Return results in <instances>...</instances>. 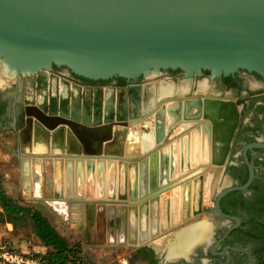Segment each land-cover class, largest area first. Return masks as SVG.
Listing matches in <instances>:
<instances>
[{
  "label": "water",
  "instance_id": "obj_1",
  "mask_svg": "<svg viewBox=\"0 0 264 264\" xmlns=\"http://www.w3.org/2000/svg\"><path fill=\"white\" fill-rule=\"evenodd\" d=\"M53 67L68 77L143 80L145 87L168 71L190 84L203 72L215 78L245 71L264 79V0H0V73L17 83ZM32 109L26 116L46 130L65 125L78 140L89 138L81 128L99 130L92 147L112 139L107 119L100 128ZM213 124L214 131L224 125ZM89 151L83 153L94 154Z\"/></svg>",
  "mask_w": 264,
  "mask_h": 264
},
{
  "label": "flooded vegetation",
  "instance_id": "obj_2",
  "mask_svg": "<svg viewBox=\"0 0 264 264\" xmlns=\"http://www.w3.org/2000/svg\"><path fill=\"white\" fill-rule=\"evenodd\" d=\"M161 76L164 77L156 80L168 79L167 81L174 84L176 80L177 85L183 80H188L178 71H168ZM192 79L193 83L187 90H180L178 94H174L176 98L162 97L160 101L172 99L170 103H176L177 106L197 103V109L189 113V116L186 115L185 118L191 120L183 127L184 129L180 128V120L174 122V126L180 128L179 133L174 136L180 134L181 137L182 133L188 134L192 130H197L199 126L204 128L211 126V136L205 144V149L212 154H219L214 156L211 163L209 162L210 167L215 171V178L211 185L203 187L201 185L198 196L203 190L205 195H201L195 216L196 223L203 222L209 225L206 239L198 241L185 257L159 258L154 248L147 245L136 249L134 260H141L144 264H264V79L245 71L215 78L203 72ZM199 80L205 81L203 89L197 87ZM139 86V81L132 82L120 78L89 81L76 76L68 77L63 68L59 67L22 77L11 86L0 87V133L15 134L18 154L22 152L17 139L18 132L28 125L33 132L42 135L43 142L38 145L32 144L27 133L24 137L26 145L41 147L49 152L50 150L71 151V149L93 150L94 146L92 147L91 144L93 142L87 138L82 137L78 140L68 135L66 132L68 127L65 125L59 126L60 129L57 131L44 129L35 118L26 116V109L29 111H32V108L40 109L52 119L57 116L65 119H70L72 116L85 118L92 122L96 121L98 123L96 127L100 128L106 125V119L109 123H113L112 128L115 125L124 129L130 128L138 123H146L150 115L131 125L126 122L128 119L130 123L143 117L144 111L149 110L154 100L153 88L141 87V92L138 94ZM76 89L78 92L74 94L73 90ZM38 96L41 100L37 99ZM127 98L134 100L132 115L129 112ZM143 103H146V106ZM200 105L202 111L207 107L213 109L214 114L207 119L202 112L199 116ZM219 114H224L226 118H221ZM113 117L119 120L114 121ZM30 119L33 122L32 126ZM216 121L224 125H216L214 131L213 122ZM115 122H125L126 125L114 124ZM80 130L86 134L90 132L85 128ZM126 131L128 132L123 130ZM172 133L174 132L169 129L160 146H151L152 151L155 150L156 153L162 148L167 136ZM59 135L58 149L54 146V138ZM71 139L76 142H70ZM188 142L186 152H191L193 151L191 142L190 140ZM112 147L113 145L107 146L109 150ZM94 148H98V144ZM222 157L223 162L219 163ZM250 170L252 177L249 180ZM204 197L207 199L206 202H203ZM184 199L188 197H184L180 205ZM181 207L183 210L182 205ZM194 207L195 204L192 203V206L183 212L186 214Z\"/></svg>",
  "mask_w": 264,
  "mask_h": 264
},
{
  "label": "bare ground",
  "instance_id": "obj_3",
  "mask_svg": "<svg viewBox=\"0 0 264 264\" xmlns=\"http://www.w3.org/2000/svg\"><path fill=\"white\" fill-rule=\"evenodd\" d=\"M154 79H155V77L152 78L151 80H149V83L146 87V88H148V87L153 88V90L155 91V98H154V101L152 102V104L150 105L149 110L144 111L143 117H139L138 119L133 120V121H131V123H129L130 125L137 123L141 120H144L145 117L150 115V118H148V120L145 123V125L147 126V131L143 132V133L138 132V129L136 128V125L140 124V123H138V124H135V128L137 130H134V132H132V131H130L129 133L127 131L124 132L126 137H128L126 139L133 138L132 140H134V142H132V148H135L138 151L140 150L141 152H144V154L152 152L153 149H151V146L152 147L153 146L155 147L157 145L160 146V144L163 141L164 136L167 135L169 129H171L172 132H175L176 134L179 133L180 128L182 129L189 122V120H191V118H185L186 115L189 116L190 115L189 113H192L197 109V103L196 102H195V104L194 103H188L185 106H177V105H175L176 103H173V102L170 103V101H173L172 99H168V100L164 99V100L160 101V98H162V97L176 98V96L174 97V94H178L180 92V90L185 91L189 88V86H190L189 80H186V81L183 80L177 85V84H174L170 81H167L168 79H166V81H164V80H158L157 81ZM0 81H2V80L0 79ZM204 84H205L204 80H199L197 82V87L199 89H203ZM174 86H177V88H175ZM133 101L134 100L130 99L129 105H128L129 109H130L129 112L131 115L134 114V112L131 110L133 108V105H134ZM143 104H144V106H146V103H143ZM206 105H207V103L205 104V106ZM198 109H199V112H198L199 116L201 114L200 112H202L205 119L209 118L210 116H212L214 114L213 109L210 110L207 107H204V111H202L201 105L198 106ZM208 110H210V111H208ZM178 120H180V128L177 126H174V122L178 121ZM30 122H31V126H32V124H33L32 119H30ZM30 128H31L30 125H28L27 129L23 133V139H24L25 135H27V133H28L29 134L28 138L30 139L32 144L38 145V144L42 143L43 142L42 141L43 140L42 135L39 133L33 132ZM196 129L197 130L190 131L188 134L182 133V136L180 138H177V141L175 140L176 142L170 143V145L167 147V148H169V150L171 149V152H173L171 154V157H172V155L175 156V159H173V160H175L174 163H176V164L173 166H170V167L166 166L167 167L166 171L168 172V170H170L169 171L170 175L172 173V175H171L172 181L170 183L166 184L165 186L163 184H162V186L159 185L162 183L161 178L164 177L163 175H165L164 173L166 172L165 170H162V168H164V165H165V159H163L160 155V152H162V151L159 150V154H158V151L156 152L158 154L157 165L153 166V164H155L156 158H155V156L153 157L152 155L144 157V159L142 161L143 163L139 162L138 165L137 164L135 165L134 160H132V158H130V157H127V156L122 157L119 154H118L119 156H117L114 153H112V154L108 153L111 150H109V148H107V146L109 144V142H107V141H104V142L102 141L101 143H98V148H97L98 151L96 149H93L94 155H92V159H90V160L94 161L95 159H97L96 162L94 161L96 169H99L100 163L103 164V167H105V165H106V166H109V168L111 165L115 166L116 163H118V162H119L118 167H120L123 163V166H125L124 167L125 168L124 175H119L118 184L120 183L119 185H123V187L128 189V190L130 189L129 191L131 193L133 190V192L135 193L136 196L143 198V195H145L147 192V191H145L143 193L144 190L142 189V187L144 189H146L145 184L148 186V182H149V184L151 182V185H152L151 190H153L156 187V190L154 192H151L153 194L152 195L153 198H151V199H155V200L160 199V201L163 202L160 204V206L166 205L167 208L165 209V207H162L164 210L161 208L162 209L161 210L162 212H161L158 209L159 205L156 206L158 203L156 205L149 204V206H146V209H147L146 217L148 218L146 220L147 221L146 222V229L153 226L152 222H157V224H159V222L162 221L163 223L166 224V226H168L175 219L176 213H179L178 208H180V201L184 197H188V199H184L182 201L183 203H181V205L183 206V210L185 211L187 208L189 209L192 206V203H195L197 192L199 195L201 185H202V187L205 185L207 186L208 184L211 185L212 182L214 181L215 171L210 167L209 162L211 163L213 161L214 156H218L219 154L218 153L212 154V153L206 151V149H205V146H206L205 144H207V140L211 136V126H209V128H208V126H206L205 128L199 126ZM88 134H89V138H87V139L90 140L91 142H93L92 141L93 139L95 141V140L100 138L99 135L101 134V131H99V130H98V132L97 131H90ZM59 137H60V135L57 138H54L55 139L54 146H56V148H58V149L60 148L58 145L59 144ZM189 140L191 142L190 146L193 149V151L186 152V151H184V148L186 145V150H187ZM172 141H173V139H172ZM112 142H113V140H112ZM129 143H131V142H129ZM128 146H129V144H128ZM116 147H118V142L116 144H114L112 147V150L116 149L118 152V148H116ZM99 148H100V150H99ZM175 150H177V154H175ZM86 152H88V151H86ZM72 154H70V156H72ZM73 157H77V158H80L81 160H83L81 157H78V155H75V154L73 155ZM159 157L161 159H159ZM87 158H89V157H87ZM189 160H193L195 163L194 165H191V166H195V165L196 166L194 168L192 167L193 168L192 171L187 172L185 170V168H183V167L185 166L184 164L192 163ZM65 162L67 163V161H65ZM77 162L80 164V161H77ZM84 162H83V165H84ZM146 162H147V164L149 163L150 167L151 166L154 167L155 171L152 169L148 170V168H147L148 166H146ZM54 163H56V161ZM70 163L71 162H69L67 164H70ZM179 163H180V165H179ZM58 164H59V162H58ZM131 164L134 165V169H132L133 166L131 167ZM75 166L77 167V165H75ZM78 166H81V165H78ZM69 167H70V165H69ZM58 168L59 167H57L55 170H57ZM79 169H78V171H79ZM105 169H106V167H105ZM110 169L112 171V168H110ZM110 169H109V171H107V173H108L107 178H109L110 175L113 176L112 175L113 173L110 171ZM114 169H116V168H114ZM119 169H121V168H119ZM75 171H77V170L75 169ZM75 171H73V172H75ZM99 172H101V171H99ZM185 172H187V173H185ZM80 173H82V172H80ZM84 174H85V172H84ZM97 174H98V172H97ZM103 174H105V173H103ZM114 174L117 175L116 173H114ZM118 174H121V172H119ZM70 175H72V174H70ZM78 175L80 176V174H78ZM78 175H75V176L78 177ZM89 175H91V174H89ZM93 175H94V173H93ZM81 176L83 178V174ZM105 176H106V174L103 177H105ZM99 177H100V174H99ZM78 178H80V177H78ZM89 178H88V181L90 182ZM112 178H109L107 181L108 183L107 182L105 183L106 187L108 186L110 189L113 188L114 185L116 186V184H117V182H115L116 179H113V181H112L111 180ZM84 179H85V177H84ZM84 179H82V180H84ZM90 179H92V178H90ZM167 179H169V178L167 177ZM180 179H182V181ZM79 180L77 181V183H80L82 181V180H80V182H79ZM86 180H87V178H86ZM98 181H100V180H98ZM94 182H95V180H94ZM100 182H102V180ZM77 183H75V184H77ZM71 184H72V182H71ZM92 184H90V185H92ZM99 186H101V184H99ZM99 186L97 185V187H99ZM106 187H103L101 189L102 190L104 188L106 189ZM192 187H193V191L191 192ZM119 188L120 187L118 186V189ZM119 191H122V190L120 189ZM203 192H204V190H203ZM126 194H128V193H126ZM145 197L147 198L148 196L145 195ZM146 198H143V199H146ZM199 198H201V193H200ZM143 203H144L143 205H140L137 207V209H138L137 212H140V210L148 203V201L144 200ZM148 210H149V212H148ZM153 213L155 214V217L157 216L158 218L152 219ZM186 214L184 213L185 216H186ZM138 216H139L138 213H136V217H138ZM136 221H137V218H136ZM159 226H160V228H162L161 225H159ZM208 228H209V225H206L203 222L192 223L188 226L181 227L178 231H175L172 235H169L166 238L164 237V239L161 241V244L163 245V248L167 247V249H168L167 250V252H168L167 257L169 259H172L175 257H180V256L185 257L194 248V245L198 241L201 242L202 240L204 241V239H206ZM146 234H148L147 230H146ZM137 240L142 241V238H140V235L137 238ZM146 240H147V238H146ZM153 240H152V242H153Z\"/></svg>",
  "mask_w": 264,
  "mask_h": 264
},
{
  "label": "rangeland",
  "instance_id": "obj_4",
  "mask_svg": "<svg viewBox=\"0 0 264 264\" xmlns=\"http://www.w3.org/2000/svg\"><path fill=\"white\" fill-rule=\"evenodd\" d=\"M164 76H155L154 80ZM171 77L174 78L177 76ZM0 79L2 80L0 81V86L3 84V88L11 86L13 83V80L6 78L1 73ZM177 79H179V77ZM174 82L177 84L176 80H174ZM59 86L64 88L61 84H59ZM73 92L76 94L78 91L76 89L73 90ZM38 97L37 99L41 100V98ZM154 98L155 95L153 99ZM112 120L117 121L119 119L113 117ZM127 122H129V119ZM128 129L129 128L124 129V127L115 125L114 128H112V135L113 131L116 133ZM74 141L76 142V140L73 139L72 143H74ZM109 144L111 143L109 142ZM118 145H120V143ZM17 150L15 134L11 132H1L0 189L14 202L31 209H37L43 215L45 214L44 216H47L46 218L56 231L59 234L63 233V237L75 248L81 264H144L141 260H134L135 251L137 248H143L147 245L154 248L159 258L162 256L167 258V247L163 248V245L160 241L158 243L157 240L172 235L181 227L196 223L194 218L196 213L192 215V217L185 218L183 217L184 212L180 205V208H178L179 213H176L178 216L168 225L169 227L161 230L156 229L157 231L155 230L154 234L145 241L147 243H142L137 240L138 237L131 235L129 230L125 227L122 228L123 230L121 228L118 230H116V228L114 229V220L116 221V225L117 222H120V225L123 224L121 223L122 219L114 217L115 204L117 201V196H114V187L111 188L110 193H108L110 196H108L107 202H105L107 205V212L103 210L104 212L100 214V216L97 215L96 218L83 219V213H77L76 206L73 207L70 203L65 201L58 203L42 201V198H46L48 194L46 193L48 188L45 187L41 189L40 182H35L31 175L33 174L32 158L27 159V157L18 154L16 152ZM77 151L78 150H76V152ZM26 168H29V170H27L28 173L26 172ZM26 173L32 177L28 178ZM143 198H145V196H143ZM180 211L182 212L181 215ZM4 237H7L8 240L20 246L24 251L32 252L43 250L45 252V248H42L39 240L34 236L28 221H25L22 226L14 227L0 216V239ZM68 262H70V264L76 263L71 261Z\"/></svg>",
  "mask_w": 264,
  "mask_h": 264
},
{
  "label": "crops",
  "instance_id": "obj_5",
  "mask_svg": "<svg viewBox=\"0 0 264 264\" xmlns=\"http://www.w3.org/2000/svg\"><path fill=\"white\" fill-rule=\"evenodd\" d=\"M145 82H147V81H140L138 94L141 92V89L145 87V86H142ZM141 86H142V88H141ZM126 97L127 96L125 94V99H126ZM129 99L130 98H127L128 102H129ZM143 123L144 122H142L141 124L136 125V128L138 129V132H140V133H143V132L147 131V126L145 125V123L144 124ZM136 128H135V126H131L128 129V133L130 131L134 132V130H137ZM26 129H27V127L23 128L22 130H20L18 132V138L17 139H18V143L20 145L21 151H22L21 155H24L25 157H27V159L32 158V165H33L32 166L33 167L32 168V171H33L32 173L33 174H31V175L33 176L35 182H40L41 189H44L45 187L48 188L46 190V193H48V194H47L46 198H42V201H46V202L49 201L51 203H53V202H57L58 203V202H64L65 201L67 203H70L73 207L76 206L77 213H83V215H82L83 219L96 218L97 215L100 216V214H102L104 211L107 212V205H106L105 202H107L108 196H110V195H108V193H110L109 191H111V189L108 186L106 187L105 183L108 181L109 178L113 177L111 180L113 181V179H116L115 182H117L116 186L114 185V191H115V195L114 196H117V201H116V204H115L114 217H117V219H122L121 223H123L122 225H120V222H117V225H116V221L114 220L113 221L114 229L116 228V230H118L119 228L122 229V228L125 227L127 230H129L131 235H135V236L137 235L136 237H139V235H140V238H142L141 242L142 243H147V242H145L146 238L148 239L149 237H151V235L154 234L155 229L158 228V229L161 230V229H165L166 227H168V226H166L165 223H163L161 221L162 223L159 222V224H157V222H152L153 226L148 228V229H146V222H147L146 220L148 219L146 217V213H147L146 206H149V204L156 205L158 203L156 206L159 205L158 209L160 211L163 209L162 207H165V209L167 208L166 205L165 206H162V205L160 206V204L163 203V202L160 201V199H157V200L151 199V198H153V196H152L153 194L151 192H154L156 190V187L153 190H151V187H152L151 182H150V184L148 182V186L145 184L146 189H143V187H142V189L144 190L143 193L145 191H147L145 195H147L148 197L147 198L145 197L146 199L140 198V197L135 195L133 190H132V193H131L129 191L130 189L128 190V189L124 188L123 185H119L120 183L118 184L119 175H124V170H125L124 167L125 166H123V163L121 165L122 167L121 166L118 167V163L119 162L116 163L115 166L111 165L110 168H112V171L109 168V166H106L104 164L105 167H106V169H105V167H103V164H101V163L99 165L100 166L99 169H96V166H95L94 163L96 162L97 159L94 160L95 162L93 160H90V159H92V155H85L83 153V151H77V153H76V150H74V149L72 150L71 149V151L70 150H67V151L50 150V152H49L48 150L41 149V147L38 148L36 146H30L29 144L26 145V143H25V141L23 139V133H24V131ZM34 131H35V128H34ZM174 133H172L169 136H167V141L162 146V148L159 149L160 151L163 152V153L161 152L162 154L160 153L161 157L163 159H165V165H164V168H162V170H165V171L167 170L166 166L170 167V166H173V165L176 164V163H174L175 160H173V159H175V156L172 155V157H171V154L173 152H171V149L169 150V148H167L170 145V143L176 142L177 138L180 137V134H178L177 136H174V135H176V133L175 134ZM126 138H128V137H126V135L124 134L123 131L122 132H116V133L113 131L112 139L109 141L111 144H108V145L112 146L113 144H116L117 142H118V144L120 143V145H118V147H116V148H118V152H117L116 149H114V150L111 149V151L108 152V153H111V154L114 153L115 155H117V156L120 155L122 157H126V156L130 157V158H132V160H134V162H135L134 164L135 165L136 164L138 165L139 162L143 163L142 161H143L144 157L154 155L156 160H155V164H153V166L157 165V159H158L159 150H158V154L155 153V150L152 151L151 153H145L144 154V152H141L140 150L138 151L135 148H132V142H134V140H132L133 138H131V139L130 138L126 139ZM172 139H173V141H172ZM112 140H113V142H112ZM70 142H72V139L70 140ZM129 142H131V143H129ZM128 144H129V146H128ZM155 147H157V146H155ZM87 151L91 152L89 150H87ZM184 151H186V145H185ZM69 153L70 154L73 153L72 156H70ZM74 154L78 155V157H81L83 160H81L80 158H77V157H73ZM175 154H177V150H175ZM87 157H89V158H87ZM159 159H161V158L159 157ZM55 161H56V163H54ZM65 161H67V163H69V162H71V163L67 164ZM77 161H80V164ZM189 161L192 162L193 164L192 163L184 164L185 166L183 167V168H185V170L187 172L192 171L193 168L196 166V165L195 166H191V165L195 164L193 160H189ZM58 162H59V164H58ZM83 162H84V165H83ZM69 165H70V167H69ZM75 165H77V167ZM78 165H81V166H78ZM179 165H180V163H179ZM132 166H133L132 169H134V165L133 164H131V167ZM146 166H148L147 167L148 170H151V169L155 170V168L152 167V166L150 167L149 163L147 164V162H146ZM57 167H59L57 169L58 171L55 170ZM108 168L113 173L112 174L113 176L110 175L111 177L109 176V178H107L108 177L107 171H109ZM114 168H116V169H114ZM119 168H121L122 170L119 169ZM75 169L77 171H75ZM78 169H79V171H78ZM27 170H29V168H26V172H27ZM73 171H75V172H73ZM99 171H101V172H99ZM169 171L170 170H168V172L166 171L164 173L166 176L163 175L164 177L161 178L162 183L159 184L160 186H162V184L165 186L166 184H168V183H170L172 181V178H171L172 173L170 175ZM80 172H82V173H80ZM84 172H85V174H84ZM97 172H98V174H97ZM119 172H121V174H118ZM187 172H185V173H187ZM27 173H26V175H27ZM93 173H94V175H93ZM103 173L106 174L105 177H103L105 175ZM114 173H116L117 175H115ZM70 174H72V175H70ZM78 174H80V176ZM82 174H83V178L81 176ZM89 174H91V175H89ZM99 174H100V177H99ZM75 175H78V177H80V178L76 177ZM27 176H28V178L32 177V176H29V174ZM84 177H85V179H84ZM89 177L92 178V179H90ZM167 177L169 179H167ZM86 178H87V180H86ZM88 178H89L90 182L88 181ZM79 179L80 180L84 179V180H82L80 182ZM93 179L95 180V182H94ZM78 180H79L80 183H77ZM98 180H100V181L102 180V182H100ZM71 182H72V184H71ZM75 183H77V184H75ZM98 183L101 184V186H99ZM90 184H92V185H90ZM97 185L99 187H97ZM118 186L120 187L119 189H118ZM103 187H106V189L108 191L105 188H104L105 190L104 189L102 190L101 188H103ZM120 189L122 191H119ZM125 192L128 193V194H126ZM202 194L205 195V192H203ZM145 195H143V196H145ZM144 200L148 201V203L143 207L144 209L142 208L140 210V212H137L138 211L137 207L140 206V205H143L145 203V202L143 203ZM206 201H207V199H205V197H204L203 202H206ZM199 202H200V198H199L198 192H197L196 201L194 203L195 207L191 208L190 212H186L187 215L186 216L184 215L183 217H185V218L192 217V215H194L196 213V210L198 208L196 206H197V204ZM71 205H70V207H71ZM192 209H194V210L192 211ZM148 212H149V210H148ZM136 213H138V215H139L138 217H136ZM177 216L178 215H176L175 218H177ZM152 217H153L152 219L158 218L157 216L155 217L154 213L152 214ZM136 218H137V221H136ZM159 225H161L162 228H160ZM146 230H147L148 234H146ZM60 234L62 236H64L63 233H60ZM162 239L157 240L158 243H159V241L161 243Z\"/></svg>",
  "mask_w": 264,
  "mask_h": 264
},
{
  "label": "trees",
  "instance_id": "obj_6",
  "mask_svg": "<svg viewBox=\"0 0 264 264\" xmlns=\"http://www.w3.org/2000/svg\"><path fill=\"white\" fill-rule=\"evenodd\" d=\"M0 216L14 227L22 226L28 221L34 236L45 248L42 259L46 264H66L68 261L81 264L75 248L56 231L40 211L14 202L1 189Z\"/></svg>",
  "mask_w": 264,
  "mask_h": 264
},
{
  "label": "built area",
  "instance_id": "obj_7",
  "mask_svg": "<svg viewBox=\"0 0 264 264\" xmlns=\"http://www.w3.org/2000/svg\"><path fill=\"white\" fill-rule=\"evenodd\" d=\"M43 254V250L24 251L7 237L0 239V264H46L42 259Z\"/></svg>",
  "mask_w": 264,
  "mask_h": 264
}]
</instances>
